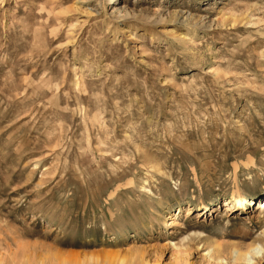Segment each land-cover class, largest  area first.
<instances>
[{
    "label": "rangeland",
    "instance_id": "rangeland-1",
    "mask_svg": "<svg viewBox=\"0 0 264 264\" xmlns=\"http://www.w3.org/2000/svg\"><path fill=\"white\" fill-rule=\"evenodd\" d=\"M261 205L264 0H0V264H264Z\"/></svg>",
    "mask_w": 264,
    "mask_h": 264
},
{
    "label": "bare ground",
    "instance_id": "bare-ground-1",
    "mask_svg": "<svg viewBox=\"0 0 264 264\" xmlns=\"http://www.w3.org/2000/svg\"><path fill=\"white\" fill-rule=\"evenodd\" d=\"M122 11L120 10V9H118L117 10V13L119 14V13H121ZM231 199L233 200V201H235L237 204H241V198L238 196V195H232L231 196ZM260 204H262V203H260ZM259 207V206H258ZM259 209H263L264 210V205L262 206H260L259 207ZM234 249V248H233ZM236 250H238L237 248H236ZM260 250H262V249H257V248H252L251 249V251H252V253H253V256L254 255H258L259 253H260ZM233 251V250H232ZM250 251V250H249ZM249 251L248 252H245V253H243L242 251H240V250H238V251H234V254L236 255V260L238 259V260H241L242 262H244V263H246V264H252L253 263V260H252V257L250 256V253H249ZM239 252H242V253H239Z\"/></svg>",
    "mask_w": 264,
    "mask_h": 264
}]
</instances>
